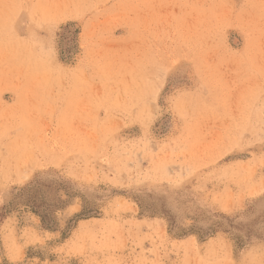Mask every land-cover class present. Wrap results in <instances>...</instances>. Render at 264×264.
<instances>
[{
	"label": "rangeland",
	"instance_id": "obj_1",
	"mask_svg": "<svg viewBox=\"0 0 264 264\" xmlns=\"http://www.w3.org/2000/svg\"><path fill=\"white\" fill-rule=\"evenodd\" d=\"M0 264H264V0H0Z\"/></svg>",
	"mask_w": 264,
	"mask_h": 264
}]
</instances>
